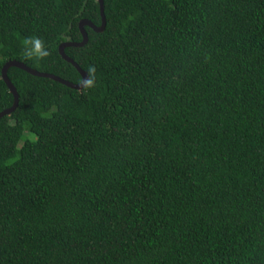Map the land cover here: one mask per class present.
I'll use <instances>...</instances> for the list:
<instances>
[{
	"label": "trees",
	"instance_id": "16d2710c",
	"mask_svg": "<svg viewBox=\"0 0 264 264\" xmlns=\"http://www.w3.org/2000/svg\"><path fill=\"white\" fill-rule=\"evenodd\" d=\"M66 53L81 89L11 66L0 264H264V0H104ZM99 0H0L7 60L59 51Z\"/></svg>",
	"mask_w": 264,
	"mask_h": 264
},
{
	"label": "water",
	"instance_id": "95a60500",
	"mask_svg": "<svg viewBox=\"0 0 264 264\" xmlns=\"http://www.w3.org/2000/svg\"><path fill=\"white\" fill-rule=\"evenodd\" d=\"M99 3H100V10H101V16H102V23L100 25H96L91 20L82 19L80 21V28H81L82 33H83V40L79 41V42L78 41H65V42L61 43L59 46V51L62 54V56L66 60L72 62L78 68L80 73L82 74V81L79 83H74V82H71L67 79L62 78L59 75L49 73V72L39 71L38 69L27 65L25 62H23L21 60H17V59L7 60L2 67V77L5 80L6 84L8 85L10 91L14 95V102L10 107L5 108L4 110L0 111V118L6 114H10L12 111H14L17 108V106L19 104V93L17 91L15 84L12 82V80L10 79V77L8 75V69L11 66H18V67L23 68V69H25V70H27V71L31 72L32 74H35V75L51 77L57 81H60V82L65 83L69 86L79 88V89L84 87L89 82L88 72L86 70L82 69L80 67V65L71 56H69L66 53L65 48H66V46H69V45H75V46L84 45L87 42L88 33L85 29V25H90L95 30H98V31H102L105 29L106 24H107V19H106V15H105L104 0H99Z\"/></svg>",
	"mask_w": 264,
	"mask_h": 264
}]
</instances>
